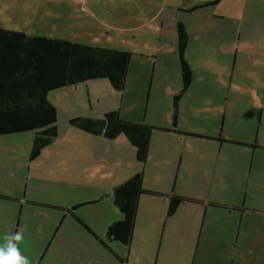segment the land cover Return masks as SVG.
<instances>
[{
    "label": "rangeland",
    "instance_id": "1",
    "mask_svg": "<svg viewBox=\"0 0 264 264\" xmlns=\"http://www.w3.org/2000/svg\"><path fill=\"white\" fill-rule=\"evenodd\" d=\"M158 1L0 0V26L3 28L22 30L32 34H45L51 30L59 32L60 29L64 33H71L77 37L85 35V40L97 42L99 45L121 44L122 47H127L131 51L125 83L121 90L110 88L111 86L109 83L105 84L107 81L104 79L105 87L89 86L88 95L84 93L85 88L80 84L78 87H82L81 92L69 87H64L65 89L61 91L60 88H56L48 92L46 98L55 103L59 109L57 127L60 133L66 125L61 112L64 113L65 110L72 108H82L80 105L82 102L87 108L86 112L89 113L94 111L96 106L118 105V114L121 119H136V122L139 121L137 118L143 111L148 94L150 98L147 99V118L167 117L171 103L174 110L171 87L183 85L177 57V39L176 47L174 43L169 45L165 42L166 36L158 46L154 45L153 38H149L148 34L145 39H140L141 33H146L153 25L156 24V28L159 24L157 20L146 19L157 9ZM203 1L205 0H184V3L191 6ZM242 2L244 14L242 18H236L235 13L238 12L237 9ZM255 2L256 0H218L216 4H208L200 9L178 10L177 18L182 21L184 30L189 36L182 57L191 68V82L179 100V104L186 105V111L182 113L180 120L185 124L184 127L188 128L187 130H191L199 124L211 125L210 117L216 113L215 109L202 114L194 113L197 110L194 109L195 100L205 96L212 100H217L220 96L227 97L229 101L225 107L224 121L226 126L222 134L247 144L224 141L218 162L226 158V163L232 166V177L237 182L239 179L242 181L245 179L246 176L239 177V175L244 174L251 160L252 172L246 171L247 177L250 176V185L255 180L262 182V185L259 186L260 188H255L256 190L249 189L248 194L257 198L263 197V200L259 201L261 203L264 202V0L262 4H255ZM162 9L165 16L170 19L173 9H168L164 4ZM144 19L147 21L137 26ZM73 20L75 22L66 25ZM164 28L167 34L170 33L168 23L163 24V30ZM133 34L137 38H132ZM129 38H131V45L121 43L122 40ZM137 40L142 43L139 44ZM251 54H253L252 57ZM152 66L155 67L152 73L153 84L150 83L151 73L148 72ZM172 73L177 77V81L173 80ZM74 86L75 84L72 85L73 88ZM200 125L199 129H201ZM28 132L0 135V194L16 198L14 200L0 197V238L5 234L14 233L16 227H18L16 231L25 230V235L28 237H25V242L29 240L31 243V252L23 250L25 242L19 247L30 263L31 259L35 260L37 254L41 253V248L36 247L40 239L38 237L51 227L56 228L58 225L52 220L56 219L58 211L41 207L35 202V205L29 204L26 200L60 203L61 200L67 199L68 194L75 196L78 192L82 193L88 189L87 186L92 187L91 180H96L99 176L96 169H69L71 171L68 173L71 174H62L65 169L59 167L58 158L50 159V154L47 152L44 155H37L34 161L26 159L27 165H24L20 160L29 154L30 142L24 134ZM119 137L126 143L118 138L114 140V138L104 137L107 142L95 140L90 146L94 150L99 149L102 154L113 151L117 155L126 156L125 144H128L129 140L124 134H120ZM185 141L188 145L184 146ZM185 141L176 144V152L181 154L182 167L177 174V189L180 185L178 183L180 177L185 178L188 175L186 164L195 167V171L191 169L192 175L199 172L197 170L201 166V160H205L207 164L214 160L210 142L208 144L206 140L193 139L192 135L186 136ZM162 142L160 136H153L151 148L155 147V151L162 152L173 159L174 147L172 144L163 147L160 145ZM253 143L255 145H252ZM246 147L248 151L244 152ZM4 148H11L13 151L10 153L1 151ZM154 160L155 157L150 159L149 168L153 166ZM168 160L164 173L160 174V177L153 174L151 180L145 178L147 183L169 185L171 179L165 175V171L174 169L177 160ZM81 163L78 161L71 167L77 168ZM109 170L111 168L104 171ZM154 176H157V181L153 180ZM70 181L76 185V191L73 190V186L70 187L72 190H67ZM169 203V198L165 201L157 199L151 212H146L142 206V214L147 221H143L141 232L150 230L155 223H157L155 233L159 228L163 229L162 244H165L164 249L168 254H160L158 264H264L263 215L248 218L249 222L240 227L239 231L229 228L231 236L227 253L233 254L235 257L233 261L230 258L224 259L226 251L224 237L227 234V227L211 224L208 218L198 221L197 231L200 229L202 220L203 235L197 250L195 251V247L191 249L188 247L189 250H185L187 231H192L186 226L188 203L181 204V210H177L174 214L173 212L168 214ZM163 216L167 219L160 222L159 218ZM34 231H39L40 236L33 233ZM146 239L148 243L144 248L145 255H142L144 257L148 254L145 252L148 248H154L149 234L146 235ZM252 246L251 251L246 250V247ZM193 251H195L194 258ZM138 254H141V251ZM164 256L167 258L166 261Z\"/></svg>",
    "mask_w": 264,
    "mask_h": 264
},
{
    "label": "crops",
    "instance_id": "2",
    "mask_svg": "<svg viewBox=\"0 0 264 264\" xmlns=\"http://www.w3.org/2000/svg\"><path fill=\"white\" fill-rule=\"evenodd\" d=\"M217 1L218 0H216L214 4H216ZM200 3L196 2L191 6H187L185 5L184 0H170L169 2L167 0H159L157 2V9L151 12V14L146 18L147 20H157V23L159 24H157L156 28L155 24L151 28H149L146 33H141L140 39H145L146 35L148 34L149 38H153L152 42H154V45L157 44L158 46V44L162 43L163 37L166 36L167 39L165 40V42L169 45L174 43V46L176 47L175 40L177 39V37L175 25L177 21H180L177 18L178 10L187 11L196 4ZM262 3L263 0H256L255 2V4ZM163 4L168 9H173L170 13V19L165 16L164 9H162ZM159 10H161V12H159ZM237 10L238 12L235 13V17L242 18V14H244L243 2L242 5H239ZM172 12L175 15L172 14ZM147 20H142V22H140V24H137V26H141V24L144 23L143 21ZM73 22L75 21H69L66 25H69ZM167 23L168 28L170 29V33L168 34L165 31V28L163 30V24L166 25ZM45 34L47 36L62 37V39L77 41L79 43L99 45L97 42L85 40V35L77 37L76 35H73L71 33H64L60 29L59 32L51 30L48 33L46 32ZM89 36L91 37V35ZM188 37L189 36L187 35L185 44L188 40ZM132 38L137 37L135 36V34H133ZM130 39L131 38L126 40L120 39L122 40V42H120L126 45H131ZM137 42L139 44L142 43L138 40ZM106 47H116L121 48L122 50L130 51V49H128L127 47H122L121 44H111L110 46ZM252 56L253 54H251V57ZM233 57H235V55ZM154 69L155 67L152 66V69H149L148 71L151 73V84L154 83V80H152V73ZM172 76L173 80L177 81V77L173 73ZM104 79L105 78L96 80L89 79L75 84L74 88L72 87V85L65 87L75 89L77 90V92H81L80 88L84 87L85 89H83V91L86 95H88V87L104 86ZM78 84H80V86L82 87H78ZM105 84H108V81ZM169 87H171V85ZM171 88L173 104L175 108L173 110L171 103V105L168 107L169 114L167 117L161 116L154 117L153 119L147 118V99L148 97L150 98V95L148 94L147 99H145L143 111L141 110L142 113L140 117L137 118L139 119V121H143L148 125L153 126V129H151L149 135V143L147 144L146 158L143 161H138L135 159V150L133 145L130 144V141H128V144H125L127 148L126 156L117 155L113 151L102 154L99 149L94 150V148H91L90 146L93 141L103 140L104 142H107L103 135L88 133V131L81 130L68 123V119L71 116H89V118H98L102 115L103 112H107L113 109L117 110L119 113L118 105L114 106L112 104H109L110 106H96L94 111H91V113L86 112L87 108L84 107L85 105L83 104V102L80 104L82 105V108L78 107L72 108L70 110L67 109L64 111V113L61 112V117L66 125L64 126L65 128L63 132L60 133L57 127L59 109L55 103L49 101L56 108V135L53 140L42 147L38 156L44 155L47 152L48 154H50V159L58 158L59 167L65 169L62 174H71L68 173L71 171L69 169H96L98 171L99 178L96 180H91L90 185H93L92 187L87 186L88 189H86L82 193L78 192V194L75 196H71V194H68L67 199L61 200L60 203H56L54 201H52L51 203H41L40 201L32 199V201L26 200L29 201V204L35 205V203H37L41 207L56 209L58 211L56 219H52L53 222L58 224L56 228L51 227L42 236L39 235V231L33 232L40 236L38 238H40L41 240L39 239L36 247L39 246V248H41V253L40 255L37 254V258L35 260L31 259L29 264H158L159 255L163 253L164 255L168 254V252H165L164 249L165 244H162L163 229L159 228L155 233V229L157 228V223H155L151 226L150 230H145L144 233L141 232V225H143V221H147V219L142 214V206L145 208L146 212H151L153 209V204L156 203L157 199L160 201H165L169 198L170 194H176V196H180L183 198L182 201H180V203L177 205V208L173 211V214L177 210H181V204L188 203L186 226L189 227V229H191L192 231H187L188 234L185 238V250H187L188 247L189 249L195 247V251L197 250L199 240L203 235V233L201 232L203 228L202 220H204V218H208L210 219L209 222L211 224H217L219 226L227 227V234L224 237V246L226 250L224 252V259L230 258L231 260L235 261V257H233V254L228 255L227 253L231 236V231L229 228L239 231L240 227L246 225L247 222H249L250 217L260 216V214L264 216V202L259 203V201L263 200V197L257 198L253 195L250 196L248 194L249 189H251L252 191V189L256 190L255 188L257 187L260 188L259 186L262 185V182H258L255 180L250 185V176L247 177L246 171L252 172V165L250 163L251 160L248 163V166H246V169L243 172L244 174L239 175V177L246 176L245 179H243V181L239 179V181L237 182L232 177V166H229L226 163V158H224V161L218 162L222 143L237 142L242 143V145L247 144L244 141L228 138L226 136H223L222 134V131L226 126V124H224V121L226 116L225 107L229 101L228 99H226L227 97L220 96L217 100H212L205 96L201 99L195 100L194 109L197 110L194 111V113L202 114L203 112H207L211 109H215L216 113H214L210 117L211 125L205 124L203 126V124H199L201 129H199L198 125L194 126L191 130H187L188 128H185V124H183L180 120L182 113L186 111V105H180L179 100L183 97L184 93L186 92L185 90L188 87L184 90L185 92L182 91L180 85L176 87H174L173 85V87ZM63 89L65 88H60V91ZM254 109H256V107H254ZM124 120L136 121V119ZM156 132L157 134H155ZM24 134L28 137V142H31L33 133L28 132ZM119 135L117 134L115 137H113L114 140L118 138L121 139V142L126 143L123 138L119 137ZM188 135H192L193 139L206 140L208 144L210 142V145H212L211 154H214V160L209 164H207L205 160H201V166L200 168H198L199 170H197L199 172H196L192 175L191 169L192 171H195V167H190V165L186 164L188 175H186L185 178L180 177L178 182L180 183V185L177 189V174L178 171L182 169V167L180 162L181 154H178L176 152V144H180L182 141H185V137ZM153 136L161 137V140L163 142L160 145L163 147L172 144L175 149V157H173V159L172 157L169 158L170 156L167 157V155L162 152L158 153L157 151H155V147L151 148L150 143L152 142ZM164 140H167L168 142ZM185 145H188L186 141L184 146ZM252 145H255V143H253ZM1 151L10 153L11 151H13V149L4 148L1 149ZM247 151L248 148L246 147V150L244 152ZM153 157H155L153 166L149 168L151 162L150 159ZM35 158H33L32 161H34ZM26 159H28L27 155L24 156L22 160H20V162H22L24 165H27ZM168 159H170L171 161L177 160L174 169L165 171V175H167V177L171 179L169 185L166 186L162 183H147L146 180H151L153 174H156L158 177H160V174L164 173L163 170L165 169L164 167L168 165ZM78 161H81L82 163L77 168H72L71 166L75 165V163H77ZM16 162L18 163L19 160ZM110 168L111 170L104 171ZM138 171L142 172L141 183L143 189L146 190V192L144 191L139 195L138 201L136 203L134 230L131 235V240L128 244H122L117 241L107 239V237H105L104 235V231L106 230V227L109 223L114 220H120L123 217L122 213L112 203L113 199L111 190L115 185H118L126 178H128L131 174L133 175ZM157 176H154L153 180L157 181ZM72 186L73 190L76 191V185L71 181L69 182L67 190L71 189L70 187ZM1 196L6 197L5 199H16L3 194H0V197ZM199 213L200 216L198 217ZM165 219H167V217L163 216L161 219L159 218V221H165ZM199 219L202 220L200 222V229L199 231H197ZM17 228L18 227L15 228V231L17 230ZM23 234L24 240L22 244L25 242V237H27V235H25V230L23 231ZM148 234L150 236V241L154 244V248H148L145 251L148 254L144 257L142 255H145L144 248L147 247L148 241L146 239V235ZM23 246L25 247L23 248L24 251L28 250L31 252L32 245L29 240L25 242ZM258 246L260 245L258 244ZM235 247L236 243L234 245V248ZM252 248L253 246L251 248L246 247V250L251 251ZM140 251L141 254H138ZM195 251H193L192 254L193 258L195 257ZM166 259L167 258L165 257V261Z\"/></svg>",
    "mask_w": 264,
    "mask_h": 264
},
{
    "label": "trees",
    "instance_id": "3",
    "mask_svg": "<svg viewBox=\"0 0 264 264\" xmlns=\"http://www.w3.org/2000/svg\"><path fill=\"white\" fill-rule=\"evenodd\" d=\"M206 0L191 9L214 4ZM178 60L184 91L191 82V68L182 57L187 33L181 21L175 25ZM131 52L116 47L79 43L62 37L32 34L0 26V135L29 131L33 133L28 160L56 135V108L46 95L49 91L86 80L105 78L109 85L121 90L125 83ZM68 123L91 134L113 138L124 134L135 150V159L143 161L153 126L143 121L124 120L113 109L98 118L71 116ZM140 171L115 185L111 195L122 213L104 231L105 237L128 244L134 230L136 203L143 189ZM154 193V192H147ZM169 195L168 214L182 201Z\"/></svg>",
    "mask_w": 264,
    "mask_h": 264
},
{
    "label": "clouds",
    "instance_id": "4",
    "mask_svg": "<svg viewBox=\"0 0 264 264\" xmlns=\"http://www.w3.org/2000/svg\"><path fill=\"white\" fill-rule=\"evenodd\" d=\"M0 240V264H29L19 247L24 240L22 231L5 234Z\"/></svg>",
    "mask_w": 264,
    "mask_h": 264
}]
</instances>
